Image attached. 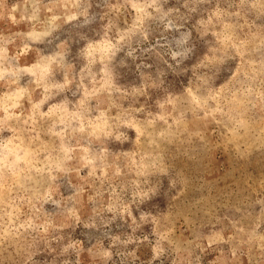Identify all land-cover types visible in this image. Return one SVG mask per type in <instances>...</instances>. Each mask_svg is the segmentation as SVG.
Listing matches in <instances>:
<instances>
[{"label": "rangeland", "instance_id": "374dc122", "mask_svg": "<svg viewBox=\"0 0 264 264\" xmlns=\"http://www.w3.org/2000/svg\"><path fill=\"white\" fill-rule=\"evenodd\" d=\"M35 2L0 0V73H16L0 80V128L4 129L0 140H10V147L20 144L29 153L45 147L51 151L60 141L53 133L64 132L69 122L72 128L78 126L77 120L99 125L121 111L140 107L145 112L136 115L143 119L149 111L154 115L162 111L157 102L171 113L167 124L172 127L160 144L159 167L167 175L153 170L150 177L153 183L160 182L158 194L132 208L138 228L122 211L107 210L112 190L119 192L120 185L137 179L135 174H122L111 183L97 181L95 189L86 187L83 193L82 223L52 232L49 242L36 246L29 264H264L261 56L241 57L222 42L228 35L233 43L243 40L249 29L241 26L264 25V17L257 19L258 14L239 0H201L188 8L184 0H160V12L148 8L152 18L142 21V31H134L140 14L131 7L117 12V0H79L77 7L70 8L52 7L57 0H41L38 20H30ZM71 14L77 18L66 23ZM54 15L61 19L51 23ZM46 27L50 35H43ZM178 51H187L179 67L171 58ZM253 67L254 94L242 95L237 74L243 69L251 76ZM233 93L236 98L228 103ZM13 103L21 107L12 108ZM173 104L175 112H171ZM17 117H31L23 134L12 130ZM164 128L167 125L161 122ZM70 131L64 132L66 138ZM128 135L134 138L136 133ZM77 141L87 146L86 139L73 134L65 147H76ZM121 147L133 146L115 142L109 151L122 168L117 151ZM39 160L42 153L33 161L37 167ZM87 172L84 169L80 175ZM170 179L176 181L175 187L170 188ZM69 181L80 183L75 174L61 176L55 198L74 192ZM96 191L100 195L93 205L89 196ZM46 208L51 211L52 205ZM141 212L149 216L147 222L140 220ZM162 216L168 219L160 221ZM165 233L167 239L161 241ZM116 237L135 242L116 243ZM69 244L75 247L65 252ZM104 252L111 256L105 258ZM13 264H22V258L15 257Z\"/></svg>", "mask_w": 264, "mask_h": 264}, {"label": "clouds", "instance_id": "9594fccd", "mask_svg": "<svg viewBox=\"0 0 264 264\" xmlns=\"http://www.w3.org/2000/svg\"><path fill=\"white\" fill-rule=\"evenodd\" d=\"M200 2L201 0H184L183 6L188 8L190 4ZM159 3L160 0H123L121 4L120 0H117L115 10L118 12L121 7L134 9L140 14L137 17L134 31H142V21L152 18V14L147 12V9L152 8L159 13ZM239 3L248 11L257 13V19L264 17V0H239ZM40 4L41 0H36L33 4L35 11L28 19L38 20ZM78 5L79 0H57L52 7L70 8ZM52 7H48V11H51ZM194 10V8H189V11ZM176 11L178 12V10ZM233 15L239 17L241 13L235 12ZM76 18L75 14L68 15L65 17V22H71ZM60 19V16L54 15L51 23ZM199 23L205 25L204 21ZM207 23H211V19ZM241 27L249 29L243 40H237L233 43V36L228 35L222 42L225 43L226 47L234 49L236 54L241 57L260 54L259 75L264 76V25L258 26L255 23L245 22ZM50 34L51 29L46 27L43 35ZM27 38L34 39L31 36ZM183 42L186 43L187 40L185 39ZM24 46L25 48L28 47L27 44ZM171 58L177 62V67H179L182 63L180 58H187V51L173 52ZM248 63L252 66L256 64L253 60H249ZM251 70L253 71L251 76L243 69L237 74V83L241 84L242 92L240 94L242 95L254 94L255 67ZM20 71L25 70L21 69ZM9 74L16 75L15 72L0 73V80ZM239 77H244V81L241 82ZM228 79H232V77ZM248 81L252 83H248ZM260 84L264 86V79L260 80ZM201 87H203V83ZM235 98L236 93H233L227 102L232 103ZM212 99H217V97L213 96ZM261 99L264 100V93L261 94ZM18 107H21V105L18 103L12 104V108ZM157 107L162 111L155 115L149 111L143 119H138L136 115L145 112L144 107H140L139 109H131V111H121L115 117L104 119L103 123L99 125L86 121L87 127H85V124H80L77 120L78 126L72 128L71 122H69L64 129V132L71 129L67 138L64 136V132L53 133V135L60 137V141L58 146L51 151L45 147L37 149L36 153H29L20 144L10 147V140H0V264H13L15 257H21L22 264H29L36 246L40 243L49 242L52 232L62 230L66 226L73 227L82 223L80 212L86 187L95 189L97 181L101 184L111 183L122 174L134 173L137 179H132L127 184L120 185L119 192L115 189L112 190V204L107 210L117 213L122 211L124 215L132 218L133 225L138 228L136 217L132 215L133 206L138 208L139 205L149 202L158 194V184L160 182L153 183L150 179L153 170L167 175L166 170L159 167L162 160L160 144L170 134L169 129L172 126L168 125L167 122L171 113L163 111L165 104L157 102ZM176 110V106L173 104L171 112ZM5 111H7V108H5ZM101 115L103 116V113ZM30 120L31 117L25 120H20L17 117L16 127L12 130H19L23 134L24 126L28 125ZM161 122L163 125H167V128L161 130ZM3 130V128H0V132ZM129 131L136 133L134 138L128 135ZM73 134H80L82 139H86L87 146L82 147L80 141H77L76 147H65L66 140L73 138ZM16 138L19 139V136ZM36 139H39L38 135ZM115 142H119L121 145L130 143L133 146L130 149H124L123 147L117 149L121 153L119 160L123 164L122 168L117 166V158L113 157L109 151V145ZM41 153L43 154V160L38 161L41 166L37 167L33 161H36L37 156ZM84 169H88V172L82 176L80 173ZM98 172L100 175H97ZM71 174H75L80 183L73 185L69 181L68 187L74 189V192L67 197L61 195L59 199L55 198L58 178ZM169 186L170 188L175 187L176 181L170 179ZM99 195L100 192L96 191L95 196H89V203L97 204L96 197ZM173 198L178 199L179 194ZM48 204L52 205L51 211L46 208ZM117 205H119V208H117ZM139 218L143 222L149 220V216L143 212H141ZM167 219L166 216L160 217V221ZM152 220L157 221V218L152 217ZM84 226L88 228L96 227L95 223H85ZM133 231H135V228ZM56 238L61 239V237ZM147 239V236H145L144 240ZM166 239L167 233L160 236L161 241ZM115 242L134 243L135 241L131 238L127 241H121L119 237H116ZM73 247L75 246L69 244L64 248V251L67 252L69 248ZM157 248L159 249V241L157 242ZM103 256L108 258L111 253L104 252Z\"/></svg>", "mask_w": 264, "mask_h": 264}]
</instances>
